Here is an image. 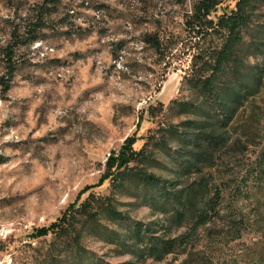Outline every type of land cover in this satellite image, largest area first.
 <instances>
[{
	"label": "rangeland",
	"instance_id": "rangeland-1",
	"mask_svg": "<svg viewBox=\"0 0 264 264\" xmlns=\"http://www.w3.org/2000/svg\"><path fill=\"white\" fill-rule=\"evenodd\" d=\"M41 1L0 0V264H261L256 250H264V204L254 224L252 204L246 208L234 188L264 151V88L233 124L240 141L207 172L210 191L225 196L222 214L245 215L241 236L219 221L212 234L200 229L190 245L157 260L142 257L126 225L105 213L94 224L80 216L77 230L62 236L37 235L92 194L132 220L153 223L158 234L187 233L186 226L172 227L170 215L136 184L114 186L106 163L128 137L139 150L160 126L184 118L170 102L187 95L181 81L190 63L181 44L163 59L143 40L146 33L159 34L170 50L185 36L189 4L63 0L31 41L32 8ZM220 1L217 15L238 0ZM157 157L160 165H131L184 185L198 176L183 173L163 151ZM83 224L89 225L79 233Z\"/></svg>",
	"mask_w": 264,
	"mask_h": 264
},
{
	"label": "trees",
	"instance_id": "trees-1",
	"mask_svg": "<svg viewBox=\"0 0 264 264\" xmlns=\"http://www.w3.org/2000/svg\"><path fill=\"white\" fill-rule=\"evenodd\" d=\"M62 2L42 0L33 5L31 41L39 39L38 30L47 25V19L59 14ZM220 2L179 0L181 4L190 5L184 14L186 33L182 40L177 38L170 44L169 51L165 48V39L159 34L144 35L145 43L163 59L180 49V44L190 55V63L181 81V91L185 90L187 95L170 102L171 106H177L178 115L184 118L160 126L139 150L134 148L135 137H128L118 152L110 154L106 163V178H110L114 186L126 188L136 184L143 189L146 199L162 213L170 215L172 227L186 226L187 233L181 237L158 234L153 223L132 220L111 201L101 198L99 202L100 198L92 194L80 207L73 205L49 226L38 228V236L49 232L65 235L77 230L80 216L86 215V223L94 224L99 214L105 213L126 225L128 237L134 241L133 246L142 257L163 260L178 247L190 245L193 237L200 234V229L212 234L219 221H225L233 234L242 235L245 215L222 214L225 196L219 189L214 193L210 191L207 172L217 167L219 159L230 153L240 141L233 124L241 110L264 88V63L259 62L264 60V0H238L230 11L217 15L215 12ZM252 58H255L254 62ZM158 151H163L176 162L183 173L196 172V179L184 185L179 179L166 178L147 167L131 165L132 162L160 165ZM234 192L243 204H252L250 211L256 224L264 204V151ZM244 205L248 207V204ZM248 222L251 225L252 220ZM88 225L83 224L79 233ZM256 251L258 260L264 264V250ZM187 262L188 259L182 264ZM104 264L137 263L128 260Z\"/></svg>",
	"mask_w": 264,
	"mask_h": 264
}]
</instances>
